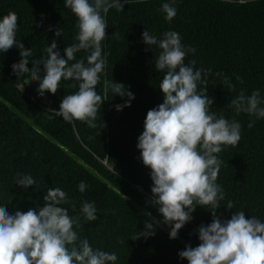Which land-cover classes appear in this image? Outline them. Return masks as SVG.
Segmentation results:
<instances>
[{
  "label": "trees",
  "instance_id": "16d2710c",
  "mask_svg": "<svg viewBox=\"0 0 264 264\" xmlns=\"http://www.w3.org/2000/svg\"><path fill=\"white\" fill-rule=\"evenodd\" d=\"M166 2L172 0H129L123 11L112 8L106 14L108 35L102 54L107 65L96 86L105 100L95 128L48 112L58 111L63 97L78 91L79 82L62 79L55 94L40 96L39 81L12 72V64L21 58L19 48L14 45L0 53V206L10 214L38 209L44 206L48 189L59 187L71 201L60 206L70 217L80 218L82 226H73L79 238H87L93 249L116 253L114 264H188L179 251L189 244L198 246L196 230L212 221L206 208L210 206L197 205L178 238L170 239V226L162 223V215L151 204V170L143 164L137 143L148 110L163 102L159 84L164 72L155 67L162 49L143 42L145 29L158 40L166 31H176L183 45L194 46L196 52L186 56L185 64L195 60L194 68L203 70L208 95L215 99L209 111L241 124L238 144L222 145L217 154L223 163L216 183L225 193L217 215L226 220L235 211H244L246 218L264 222V118L237 115L229 107L241 90L246 96L259 90L264 100V0H175L177 14L171 21L161 10ZM10 11L18 16L17 45L23 43L33 52L30 69L32 59L46 56L53 40L62 55L66 46L78 43L77 17L65 7V0H0V19ZM61 27L62 36H55ZM87 55L81 50L76 58L87 63ZM39 67L43 77V65ZM225 77L234 91L224 84ZM115 81L135 95L131 106L120 111L115 105H123L128 97L115 95L110 87ZM202 87L198 84V89ZM22 175H31L36 183L21 187L16 180ZM81 181L86 184L84 192L78 188ZM229 200L234 206L230 210ZM85 201L94 202L96 221L85 220L81 212ZM147 212L161 223L154 224V236L134 240L149 220Z\"/></svg>",
  "mask_w": 264,
  "mask_h": 264
},
{
  "label": "clouds",
  "instance_id": "9594fccd",
  "mask_svg": "<svg viewBox=\"0 0 264 264\" xmlns=\"http://www.w3.org/2000/svg\"><path fill=\"white\" fill-rule=\"evenodd\" d=\"M128 2L65 0V7L77 17L75 39L78 43L66 46L62 55L53 40L45 49L46 56L32 59L31 69L28 64L33 52L23 43L17 45L18 16L10 11L0 19V53L14 45L19 48L21 58L12 64V72L18 78L30 74L32 81H39L37 92L40 96L45 92L55 94L62 79L79 82L78 91L65 95L58 111L49 108L48 112L69 123L79 120L95 128L98 109L105 100L96 90L100 74L107 65L102 54V41L108 35L105 16L112 8L123 11ZM174 3L172 0V3L161 5L168 21L177 14ZM62 31V27L57 28L55 36H62ZM142 39L145 44L158 45L162 49L155 67L164 72L159 84L163 102L148 110L137 143L143 164L151 170V204L162 215V223L170 226V239L178 238L179 230L193 219L197 205L210 206L206 208L212 215L211 223L201 224L196 230L201 243L196 247L186 245L178 256L187 259L188 264H264V222L255 216L246 218L244 211H235L226 220H221L216 213L220 201L225 198L223 188L216 183L223 163L217 154L222 151V145L238 144L241 124L209 111L215 99L208 95L207 82L202 80L203 70L194 68L195 60L185 64L186 56L195 54L196 48L183 45L178 32L166 31L158 40L145 29ZM81 50L89 52L87 63L85 59L76 58V53ZM41 64L43 77L40 75ZM198 84L204 87L198 89ZM224 84L235 90L227 77ZM70 86L76 87L75 84ZM110 87L115 95L128 97L123 105H115L118 111L131 106L135 95L123 83L115 81ZM262 103L259 90H254L250 96L241 90L230 101L229 107L234 108L237 115L244 112L264 118ZM253 125L254 121L248 127ZM35 183L31 175L18 176L16 180V184L25 189ZM78 188L84 192L85 182L81 181ZM43 200V207L17 210L14 214L0 206V264H114L118 259L116 253L93 249L87 238H79L73 227L82 226L79 216L70 217L68 210L60 206L71 203L65 191L59 187L50 188ZM226 208H234L231 200ZM81 212L86 221L98 219L94 202L85 201ZM145 215L149 220L144 222V229L134 240L154 236V224L161 223L150 212Z\"/></svg>",
  "mask_w": 264,
  "mask_h": 264
}]
</instances>
